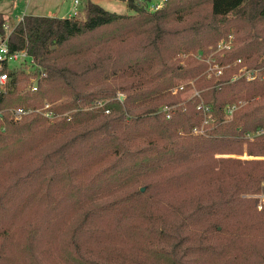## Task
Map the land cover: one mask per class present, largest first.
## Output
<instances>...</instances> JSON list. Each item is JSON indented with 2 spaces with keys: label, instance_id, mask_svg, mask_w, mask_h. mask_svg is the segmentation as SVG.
<instances>
[{
  "label": "trees",
  "instance_id": "obj_1",
  "mask_svg": "<svg viewBox=\"0 0 264 264\" xmlns=\"http://www.w3.org/2000/svg\"><path fill=\"white\" fill-rule=\"evenodd\" d=\"M120 1L134 14L88 1L83 19L25 15L9 36L11 50H25L47 76L39 91L30 92L27 76L16 73L12 86L0 91L2 214L42 209L26 229V248L0 245V264L34 253L30 238L37 239L66 204L79 209L74 235L111 243L123 229L125 237L141 239L140 260L131 251L109 249L98 252L102 262L79 256L78 264H230V255L232 264H252V255L264 264V242L251 243L264 239V208L243 198L264 191V159L233 160L228 167L215 157L242 153L240 140L247 141L248 155L264 156V134L243 138L264 129V70L255 81L226 76L216 82L202 79L205 62L175 61L181 53L210 54L232 35L236 45L226 60L245 58L263 68L264 0H165L155 11L150 0ZM5 22L0 12V37ZM195 78L213 117L205 134L194 131L203 122L198 99L170 118L161 110L181 102L169 93L177 82ZM45 101L56 103L57 114H69L52 122L39 115L11 119V109ZM240 101L246 104L226 121L225 107ZM40 138L51 140L42 148V164L13 183L16 170L6 172L7 163L28 158L20 152ZM101 161L102 169L84 176ZM3 227L8 235L11 224ZM78 254L79 247L72 255ZM24 264L43 262L33 254Z\"/></svg>",
  "mask_w": 264,
  "mask_h": 264
},
{
  "label": "rangeland",
  "instance_id": "obj_2",
  "mask_svg": "<svg viewBox=\"0 0 264 264\" xmlns=\"http://www.w3.org/2000/svg\"><path fill=\"white\" fill-rule=\"evenodd\" d=\"M71 1L72 0H0V11L6 15L7 21L13 26L15 23H17L18 18H21L23 15H39L48 17L50 16V14H56V10L61 8L63 3L67 4ZM88 1L97 3L110 12H115L122 15L134 14L133 10L128 7L127 3L120 0H80V6L78 8L80 16L78 19L84 18V5ZM162 2L163 0H150L148 4L149 10L154 11L156 9V5L161 4ZM237 12L238 10L234 11V17ZM262 27L264 30V23H262ZM244 30L245 32L243 31L242 33L245 35L246 33H248L249 29L246 28ZM196 56L197 53H181L175 58V61L186 66L191 61H199ZM21 61L22 59H20L18 62H14L12 66L17 67L21 63ZM202 79L205 80L204 78ZM200 81L201 79L199 80V82ZM60 102L61 100L57 101L56 103L60 104ZM225 120L230 121L226 118ZM57 136L58 135L54 136L53 138ZM240 141L242 144V153L218 154L215 157L217 159H225L226 165L228 167L232 166L233 160H240L243 162L242 165H245L247 160L252 161L264 159V156L257 157L248 155L247 141ZM50 142L51 140L49 139L40 138L36 140L32 146L20 152V155H22L21 158H28L24 160H13L7 163V170H5L6 172L13 169L16 170V174L14 178H12L13 183L16 182L20 177H24V175H26L29 170L42 164L44 159L42 156V148L46 147ZM103 167L104 161L96 162L88 171L84 172V176L93 175ZM7 186H9V180L6 181V187ZM1 193L2 188L0 186V245H6L14 251L17 248H21L17 245V243L21 242V245L26 248L28 245V240L24 239L25 234L28 233L26 229L33 226V224H31L30 222L37 219V215L42 208H36V206H33L29 207L25 212L22 210V208H20V211L22 212L18 215H3L1 208ZM251 195L252 193L244 192L243 198H252ZM185 199H188V196L186 194H182L180 200L187 201ZM66 207L67 208L63 206L62 208L57 209L55 215H53L54 217L52 223L47 224L46 229H43V231L37 233V239L31 240L30 238V241L35 244L36 249L34 253L31 254L30 252L25 251V257H15L16 262L13 264H24V260H29V258L33 254L39 261L43 262V264H78L77 261L80 259L79 256H82L86 259H92L102 262V259L98 255V252L106 251L109 249H125L131 251V255L134 256V259L140 260L141 253L138 251V247L140 246L141 239L139 236L132 235L125 237V232L123 231V229H120L116 230L112 235L113 239L111 240V243L100 244L92 239L84 237L83 235H74L75 227L79 224V221H81L79 219V209H73L67 204ZM27 219H29V222L27 221ZM105 222L106 220H101L100 224H103ZM5 224H11V227L8 230V235L6 233L3 234V231L6 228L3 227ZM73 240L77 244L76 246H73ZM256 240L258 242H264L263 238H258L251 243L255 242ZM77 247H79L81 255H72ZM66 249L70 250L68 254L64 251ZM89 251L94 252V255L90 254ZM250 260L252 264H257L256 257H254L253 255ZM105 261L107 260H104V262ZM232 261L233 255H230V264H232Z\"/></svg>",
  "mask_w": 264,
  "mask_h": 264
},
{
  "label": "built area",
  "instance_id": "obj_3",
  "mask_svg": "<svg viewBox=\"0 0 264 264\" xmlns=\"http://www.w3.org/2000/svg\"><path fill=\"white\" fill-rule=\"evenodd\" d=\"M164 1L161 4L156 5L158 10L162 8ZM80 0H74L75 12L69 18H79ZM154 10V11H155ZM23 20L20 18L15 25H11L7 20L4 24V30L6 34L4 37H0V91L8 90L14 83V75L16 73H24L27 76L26 90L30 92L39 91L40 84L47 76L45 69L36 62L25 50L12 51L9 46V36L14 30L15 26ZM236 45L234 36H229L227 39L220 40L213 51L210 54H197V59L207 64V69L202 74L205 80H215L220 82L226 76L229 77L231 82L245 79L248 82L255 81L262 77L263 68H251L249 67L245 58H237L235 60H226V55L230 53ZM22 59L21 63L17 67H13L14 62H18ZM199 79H191L187 81H179L169 90L171 95L181 96V102L173 105H164L161 110L167 114L170 118L173 114V110L181 109L183 112L188 110V102L191 100H199L198 109L202 112L203 122L200 127L194 129L197 134H205L206 126L213 121L211 107L206 104L202 99V91L198 88ZM125 96L123 94L118 95V99L123 102ZM246 103L240 102L235 105H227L224 109L225 118L232 120L234 113L237 109L245 105ZM56 103L45 101L43 105L38 107H18L11 109V119L15 121H21L26 117L39 115L46 120L54 121L67 116L69 113L57 114L53 107ZM109 112V111H108ZM264 129H260L254 133H249L245 137V140L252 139L255 136L263 135ZM264 187V181L262 182ZM252 198L257 200L258 209L264 208V191L252 194Z\"/></svg>",
  "mask_w": 264,
  "mask_h": 264
},
{
  "label": "crops",
  "instance_id": "obj_4",
  "mask_svg": "<svg viewBox=\"0 0 264 264\" xmlns=\"http://www.w3.org/2000/svg\"><path fill=\"white\" fill-rule=\"evenodd\" d=\"M87 4V3H86ZM86 4L84 6H86ZM97 4V3H96ZM99 5V4H98ZM1 12V11H0ZM75 12V8H74V0H72L69 3H63V5L61 6V8H59L58 10H56V14H50V16L48 17H56V18H69L73 13ZM25 15H23L22 17H24ZM33 16H39V15H33ZM21 17V18H22ZM20 18H18L19 20ZM7 20V19H6ZM17 20V21H18ZM12 21V19H11ZM16 24V23H15ZM14 24V25H15Z\"/></svg>",
  "mask_w": 264,
  "mask_h": 264
}]
</instances>
